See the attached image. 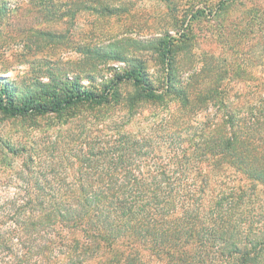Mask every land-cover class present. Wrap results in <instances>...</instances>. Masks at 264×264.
<instances>
[{
  "label": "trees",
  "instance_id": "16d2710c",
  "mask_svg": "<svg viewBox=\"0 0 264 264\" xmlns=\"http://www.w3.org/2000/svg\"><path fill=\"white\" fill-rule=\"evenodd\" d=\"M37 1L40 10L50 6ZM75 4L99 16L129 9L125 0ZM184 6L194 19L206 18L208 8L213 18L204 32L221 46V54L200 61V87H152L136 61L115 82L132 80L135 100L164 110L159 121L129 132L121 121L103 133L95 119L92 132L56 135L45 155L34 141L39 152L0 190V264H264V0ZM187 15L162 38L127 47L152 48L172 69L178 48L191 49L201 37ZM106 52L120 58L116 49ZM195 70L192 60L186 72ZM69 84L60 94L48 91L49 102L19 101L12 83L0 80V109L50 115L101 107L116 92ZM128 106L130 113L135 103ZM64 140L67 147L58 148Z\"/></svg>",
  "mask_w": 264,
  "mask_h": 264
},
{
  "label": "rangeland",
  "instance_id": "374dc122",
  "mask_svg": "<svg viewBox=\"0 0 264 264\" xmlns=\"http://www.w3.org/2000/svg\"><path fill=\"white\" fill-rule=\"evenodd\" d=\"M77 1L44 0L42 3L50 6L40 10L41 1L0 0V80L12 83L19 101L33 98L49 102L47 92L60 94L58 88L69 87V81H77L98 92L111 87L115 94L118 91V97L115 99V94H111L109 101L101 107L87 104L50 115L11 116L0 109V190L7 177L20 169L32 153L37 154L42 148L41 155H45L44 152L50 154L48 142L56 135L68 140L66 129H78L70 135L81 136L84 129L92 132L93 121L97 119L102 121L97 127L103 129V133H111L117 126L115 124L121 121L122 126L118 127L129 132L142 123L146 122L142 126L144 129L149 123L159 121L155 120L164 110L161 106L149 104L148 100H135L134 87L137 86L132 80L115 82L118 74L136 67V61L142 63L145 77L152 87H200V61L206 55L221 54V46L215 42L217 38L204 32L213 16L208 8L206 18H200L202 14L195 19L188 16L189 11L184 6L188 0H125L129 5L127 12L106 16L77 9ZM200 1H205L211 9L216 0ZM186 15L191 18L193 30L201 33V37L195 39L191 49V44L187 50L178 48L175 69H168L152 48L127 47L162 38L166 27L180 26ZM169 32L173 34L174 31ZM96 48V54H91V49ZM106 49H116L120 58H110L113 54L105 53ZM192 60L196 64V74L193 75L186 72ZM168 73L171 76L169 81ZM236 87H245V83ZM131 102L135 107L127 113ZM173 107L176 112L178 100L173 102ZM114 108H118L116 114H122L117 118L115 114L112 122L108 120L112 115L108 114ZM93 133L98 132L93 130ZM34 141L39 148L36 149ZM66 142L62 141L58 148L67 147L62 144Z\"/></svg>",
  "mask_w": 264,
  "mask_h": 264
}]
</instances>
